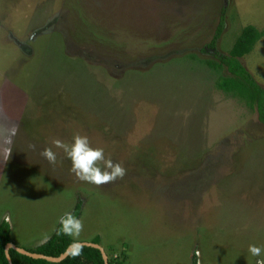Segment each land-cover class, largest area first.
<instances>
[{"label":"rangeland","instance_id":"obj_1","mask_svg":"<svg viewBox=\"0 0 264 264\" xmlns=\"http://www.w3.org/2000/svg\"><path fill=\"white\" fill-rule=\"evenodd\" d=\"M248 25L264 32V0H0V224L14 244L34 250L81 200L71 237H99L112 264H256L264 124L208 65ZM241 61L264 88V36ZM76 133L124 178L77 180L53 144Z\"/></svg>","mask_w":264,"mask_h":264},{"label":"trees","instance_id":"obj_2","mask_svg":"<svg viewBox=\"0 0 264 264\" xmlns=\"http://www.w3.org/2000/svg\"><path fill=\"white\" fill-rule=\"evenodd\" d=\"M225 11V9L222 10L219 24L209 44L212 49L216 48L224 32ZM263 36V31H260L255 26L248 25L243 28L228 54H216L217 58H219V63L213 61L208 62V65L212 68L219 69L225 67L228 70L229 75L220 80L218 89L244 102L247 107L257 113L258 119L262 124H264V88L255 80L241 60L254 50L256 44ZM82 206L83 202L80 200L71 213L77 218H80ZM9 243H14L11 236V227L9 222L4 220L0 224V264H10L5 254V248ZM73 243L74 240L71 236L62 234L59 223L47 241L34 250H26L35 254L59 258L71 248ZM92 243L100 244V238H95ZM80 249L78 255L74 254L75 250H73L65 260L59 263H53L43 259H33L12 249H10L9 254L13 264H105L100 250L86 246H82ZM109 264L112 263L109 261ZM192 264H199V258L196 253L193 255Z\"/></svg>","mask_w":264,"mask_h":264},{"label":"clouds","instance_id":"obj_3","mask_svg":"<svg viewBox=\"0 0 264 264\" xmlns=\"http://www.w3.org/2000/svg\"><path fill=\"white\" fill-rule=\"evenodd\" d=\"M56 148L62 149L66 157L71 161L70 172L75 175L77 180L94 184L97 187L114 183L118 179H123L126 175V168L119 162H113L110 157L105 156L102 147H93L87 135L76 133L71 144L65 143L60 139L53 141ZM31 150H35V144H29ZM50 164H57V153L50 147H46L40 153ZM103 165V167H101ZM61 232L64 235L78 238L84 229L82 219L77 218L73 213H65L59 218ZM71 247L74 248L76 255L80 252V244L74 241ZM248 251L257 259L256 264H264V249L256 245H249Z\"/></svg>","mask_w":264,"mask_h":264},{"label":"water","instance_id":"obj_4","mask_svg":"<svg viewBox=\"0 0 264 264\" xmlns=\"http://www.w3.org/2000/svg\"><path fill=\"white\" fill-rule=\"evenodd\" d=\"M79 244H80V247H82V246L93 247V248L100 250L102 257H103V260H104V263L109 264V257L106 254L104 248L100 244H94L92 242H79ZM10 249L15 250L16 252H18L24 256L33 258V259H43V260L53 262V263H59V262L65 260L70 255L71 251L74 250V248L71 247L69 250H67L66 253L62 254L59 258H54V257L45 256L43 254H35V253L27 251L24 248H20V247L16 246L14 243H9L5 248V254H6V257H7L10 264H13L11 257H10V254H9Z\"/></svg>","mask_w":264,"mask_h":264}]
</instances>
